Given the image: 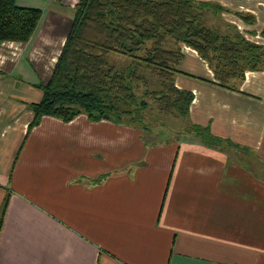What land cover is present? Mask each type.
<instances>
[{
  "label": "crops",
  "instance_id": "crops-1",
  "mask_svg": "<svg viewBox=\"0 0 264 264\" xmlns=\"http://www.w3.org/2000/svg\"><path fill=\"white\" fill-rule=\"evenodd\" d=\"M17 1L43 12L28 40L0 41V264H264V67L234 87L183 44L175 83L194 97L167 133L85 112L30 128L78 0ZM215 1L210 25L264 43V0Z\"/></svg>",
  "mask_w": 264,
  "mask_h": 264
},
{
  "label": "trees",
  "instance_id": "trees-1",
  "mask_svg": "<svg viewBox=\"0 0 264 264\" xmlns=\"http://www.w3.org/2000/svg\"><path fill=\"white\" fill-rule=\"evenodd\" d=\"M224 9L215 0H78L53 74L38 84L42 98L29 104L34 112L29 127L45 114L69 121L82 112L92 120L136 126L143 121L148 98L163 113L188 116L194 93L175 83L183 44L208 60L220 82L233 81L234 87V80L242 79L246 70L264 67V43L246 37L236 24L222 29L208 23V13L213 16ZM42 12L17 0H0V41L28 40ZM239 15L255 22L252 14ZM169 39L175 47L167 46ZM110 52L131 61L117 67L108 60ZM146 70L159 87L151 89ZM193 128L203 141V132L207 142L221 140L211 135L209 127L193 124Z\"/></svg>",
  "mask_w": 264,
  "mask_h": 264
},
{
  "label": "rangeland",
  "instance_id": "rangeland-1",
  "mask_svg": "<svg viewBox=\"0 0 264 264\" xmlns=\"http://www.w3.org/2000/svg\"><path fill=\"white\" fill-rule=\"evenodd\" d=\"M210 14L211 13H208V18H207V21L209 23L212 22L211 21L212 16ZM215 21L218 22V24H221L222 22L218 17L215 18ZM167 46L175 47L176 44L173 39H169V41L167 42ZM108 60L111 64H115L117 67H123L130 63L131 57L123 55V54H119L116 52H110L108 55ZM145 73H146L145 75L151 81V84H150L152 87L151 89H153L155 86L159 87L157 85L156 80L154 79V75L153 76L150 75V72L147 70ZM144 88L145 87L142 86L139 92H142ZM148 99H149V105L143 112V121H141L140 124L136 125L135 127H138L142 129L143 131H145V135L151 134L152 136L154 135L158 136L159 131L160 132L162 131V133H164L163 131H165L167 133V130H166L167 127L164 128L163 126H165L164 125L165 122L171 125L172 121L170 119L172 118L168 116L170 114L167 115L166 113L161 112L158 108L157 102L150 98ZM151 132H153V134ZM203 133H204V138H207V135L205 134V132Z\"/></svg>",
  "mask_w": 264,
  "mask_h": 264
}]
</instances>
